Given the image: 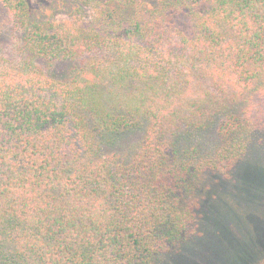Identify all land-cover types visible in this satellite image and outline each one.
<instances>
[{"label": "trees", "instance_id": "1", "mask_svg": "<svg viewBox=\"0 0 264 264\" xmlns=\"http://www.w3.org/2000/svg\"><path fill=\"white\" fill-rule=\"evenodd\" d=\"M0 2V264H160L264 144V0Z\"/></svg>", "mask_w": 264, "mask_h": 264}, {"label": "rangeland", "instance_id": "2", "mask_svg": "<svg viewBox=\"0 0 264 264\" xmlns=\"http://www.w3.org/2000/svg\"><path fill=\"white\" fill-rule=\"evenodd\" d=\"M0 36L7 54H15L20 34L0 2ZM64 64L56 72H64ZM142 133L121 139L119 152H130ZM214 135L205 142H214ZM201 216L195 236L160 264H259L264 261V144L255 143L231 178L211 176L203 184Z\"/></svg>", "mask_w": 264, "mask_h": 264}]
</instances>
